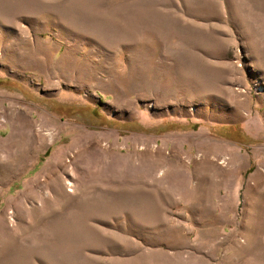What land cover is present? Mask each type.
Returning a JSON list of instances; mask_svg holds the SVG:
<instances>
[{
	"label": "rangeland",
	"instance_id": "rangeland-1",
	"mask_svg": "<svg viewBox=\"0 0 264 264\" xmlns=\"http://www.w3.org/2000/svg\"><path fill=\"white\" fill-rule=\"evenodd\" d=\"M0 264H264V0H0Z\"/></svg>",
	"mask_w": 264,
	"mask_h": 264
},
{
	"label": "bare ground",
	"instance_id": "bare-ground-1",
	"mask_svg": "<svg viewBox=\"0 0 264 264\" xmlns=\"http://www.w3.org/2000/svg\"><path fill=\"white\" fill-rule=\"evenodd\" d=\"M134 29H137V28L134 27L133 29H128L127 31L124 32L125 35H128L127 37L132 38V39H136V38L140 37L142 35L141 31H135ZM122 38H124V37H122Z\"/></svg>",
	"mask_w": 264,
	"mask_h": 264
}]
</instances>
